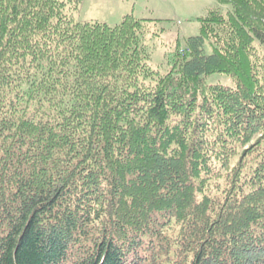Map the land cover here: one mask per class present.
I'll use <instances>...</instances> for the list:
<instances>
[{"label":"trees","instance_id":"obj_1","mask_svg":"<svg viewBox=\"0 0 264 264\" xmlns=\"http://www.w3.org/2000/svg\"><path fill=\"white\" fill-rule=\"evenodd\" d=\"M81 1L0 0V264H264V0H216L163 75L148 20Z\"/></svg>","mask_w":264,"mask_h":264},{"label":"rangeland","instance_id":"obj_2","mask_svg":"<svg viewBox=\"0 0 264 264\" xmlns=\"http://www.w3.org/2000/svg\"><path fill=\"white\" fill-rule=\"evenodd\" d=\"M213 7L222 11L230 8L216 0H82L77 10L66 5L65 12L75 22H100L110 26L119 24L127 15L148 20L149 27L142 34V44L150 54V67L163 75L169 70L166 56L173 51L176 40L184 46L186 38L197 35L198 18ZM205 80L208 84L233 86L224 74L214 73Z\"/></svg>","mask_w":264,"mask_h":264}]
</instances>
